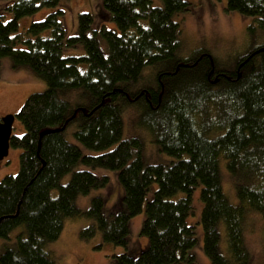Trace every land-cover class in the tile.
<instances>
[{
	"label": "trees",
	"instance_id": "trees-1",
	"mask_svg": "<svg viewBox=\"0 0 264 264\" xmlns=\"http://www.w3.org/2000/svg\"><path fill=\"white\" fill-rule=\"evenodd\" d=\"M101 1L108 11L104 16L118 30L105 25L93 29V14L83 11L77 14L78 33L66 36L60 8L23 30L19 26L22 17L61 0H5L11 18H0V58L9 56L13 68L29 69L46 87L30 93L16 113L24 132L11 136L10 147L22 150L20 168L0 180V238H8L19 225L25 229L0 254V264H58L47 247L68 217L93 219L83 237L99 231L104 242L127 245L130 219L144 203L141 234L148 245L137 256L115 255L117 264H180L197 241L195 225L187 221L197 187L210 264L249 262L247 212L259 211L264 221V43L230 66L220 65L207 48L182 58L174 15L189 9L188 0H162V6L152 0ZM226 1V10L253 17L250 31L264 34V0ZM64 45L81 46L84 54L63 56ZM133 105L138 124L160 151L176 160L145 164L143 137L123 138V113ZM71 129L76 139L101 153L85 154L67 139ZM220 160L237 204L223 189ZM79 164L117 170L125 209L105 214L99 195L88 209L77 207L78 195L109 180L91 170H75ZM71 171L70 180L61 184ZM153 183L157 188L147 199ZM180 192L185 195L174 199ZM187 264L199 263L190 255Z\"/></svg>",
	"mask_w": 264,
	"mask_h": 264
},
{
	"label": "rangeland",
	"instance_id": "rangeland-1",
	"mask_svg": "<svg viewBox=\"0 0 264 264\" xmlns=\"http://www.w3.org/2000/svg\"><path fill=\"white\" fill-rule=\"evenodd\" d=\"M191 4L189 9L180 11L174 15V19L180 23V49L179 55L188 58L196 50L207 48L216 57L220 65L230 66L238 58L251 49L264 43V34L261 30H249L253 17L238 11L226 10V0H188ZM156 6H162V0H152ZM5 0H0V18L8 20L11 18L6 9ZM64 10L60 16L66 29V36L78 33L77 14L79 12H91L94 16L93 29H99L102 25L107 28L117 29L115 23L104 16L108 12L101 0H61L58 6L43 8L39 12L24 16L19 21L20 30L26 28L32 21L41 20L56 9ZM4 14V16H3ZM109 14V13H108ZM92 31H90L91 33ZM119 32V31H118ZM103 42V38L100 36ZM106 49V45H103ZM63 56L82 55L83 47L71 48L64 45ZM0 117L7 113L16 114L27 96L36 91H42L46 87L44 80L34 76L29 69L24 67L13 68L12 59L9 56L0 58ZM85 63L80 64L82 70L86 69ZM129 110V111H128ZM128 112H131L128 115ZM124 130L123 138L141 135L144 139L143 160L145 164L169 163L177 158L160 151L158 145L151 140L148 130L138 124L137 109L131 106L123 113ZM24 127L18 118L13 123V135H21ZM67 139L80 146L85 154L98 155L101 151L86 147L73 135V129L66 132ZM21 149L10 147L8 155L0 160V180L7 174H16L20 168ZM184 156H187L186 154ZM220 175L222 177L223 189L232 204L238 203V197L228 176L223 160L219 161ZM91 170L98 176L107 175L108 183L104 187H94L86 194H80L76 198V206L86 210L91 204L92 198L102 196L104 199L103 212L107 215L125 209L124 188L122 187L118 171L103 167L91 168L84 164L76 166L75 170ZM72 175V171L65 174L60 183L66 184ZM157 183L151 185L147 199L153 196ZM58 188L51 190L52 196H56ZM183 192L176 194L173 198L184 196ZM192 213L187 221L195 225L196 244L189 248L185 254V260L180 264H187L190 255H194L199 264H210V258L204 251V232L201 224V213L203 202L200 199V187L192 193ZM145 209V203H144ZM133 216L129 222V234L127 245H115L104 242L98 231L92 237L82 236V231L88 225L94 223L90 217H68L60 236L52 241L47 249L58 264H117L115 255L128 252L137 256L149 242L147 236L141 234V228L145 219V210ZM244 239L249 251L250 261L245 263L243 258L232 264H264V221L261 213L257 210L247 212V220L244 223ZM25 225L15 227L8 238H0V254L17 240V235ZM222 250L227 249V242L223 227L220 228ZM178 264V263H172Z\"/></svg>",
	"mask_w": 264,
	"mask_h": 264
},
{
	"label": "water",
	"instance_id": "water-1",
	"mask_svg": "<svg viewBox=\"0 0 264 264\" xmlns=\"http://www.w3.org/2000/svg\"><path fill=\"white\" fill-rule=\"evenodd\" d=\"M15 118L16 114L14 113H7L0 117V160L5 158L9 153L10 138L13 135V123Z\"/></svg>",
	"mask_w": 264,
	"mask_h": 264
}]
</instances>
